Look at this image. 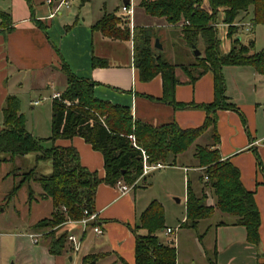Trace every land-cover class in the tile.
<instances>
[{"label":"crops","instance_id":"1","mask_svg":"<svg viewBox=\"0 0 264 264\" xmlns=\"http://www.w3.org/2000/svg\"><path fill=\"white\" fill-rule=\"evenodd\" d=\"M4 1L8 3V9L1 12H9L13 29L2 31L0 17V130L4 122L3 108L9 95L21 99L26 86L28 91L37 88V85H41V88L43 85L55 87L58 75L61 82H66L65 90L67 75L64 63L77 77L96 82L94 93L97 98L130 107L135 120L153 126L176 122L183 129L198 128L204 124L207 112L199 105L209 104L215 98L213 72L208 71L192 82L186 71L176 67L175 74L179 83L175 88V100L197 106L175 108L164 99V80L161 74L149 81L141 78L140 70L134 63L133 39L116 40L92 30V26L105 13L116 12L124 19L126 16L120 7L113 12L105 11L96 19L92 16L81 18L77 11L92 0L84 6H80V0H77L76 10L68 9L66 13L55 16H52L55 6L48 4V0L38 3V7H35L34 0ZM139 7L135 6L133 24H128L132 33L135 31L142 35L143 29L148 30L156 20ZM125 20L129 21V18ZM160 22H166L167 27L174 26L165 18H160ZM248 23L251 24V21ZM251 26L243 27L251 30ZM95 57L102 60L103 65L94 67ZM223 74L227 100L236 104L240 110L217 111V131L220 135L218 148L223 159H230L240 169L245 187L255 192L261 214L259 244L248 242L246 228L234 224L235 218L219 209H216L213 216L200 220L196 228L187 225L188 178L197 193L203 194L205 191L207 204L214 205L216 202L212 189L203 186L198 180L202 170L195 167L197 160L194 148L191 154L188 155V150L180 155L177 165L154 170L138 180V185L127 193H122L117 184H100L95 196V211L99 214L102 233L97 234L92 228L89 230V227L83 231L81 224L69 222L64 225H72V229L81 225L77 234L82 238L79 251H73L70 245V252L53 255L49 252L47 238V245H44L41 244V238L38 237V241L34 242V238L30 237L31 234H41V230L32 231L29 238L34 245L33 264H85L83 258L89 254L99 255L96 264H136V233L146 234L147 231L138 229L135 233L133 229L140 224L141 214L154 200L159 201L165 210V228L157 233L159 241L169 244L174 236L166 234V229L180 226L174 244H169L176 248L177 264H264V132L260 133L256 128L258 111L264 103V75L253 66L240 65L224 66ZM64 90H55L53 94ZM43 97V100L48 98ZM37 101L31 104L41 105L40 101L35 104ZM51 111L53 104L50 108L52 119ZM32 130L41 132L38 128ZM210 132L213 131L209 129L204 134H209L205 144L213 143ZM31 134L48 139L52 132L48 135ZM45 141L51 143L50 147H75L83 166L97 171L102 178L105 176L103 154L93 149L82 137ZM259 160L262 165H259ZM29 186L33 189L30 183L28 192ZM139 187H143V190H138ZM39 194H43V189ZM27 202H30L29 193ZM30 203L31 206L32 201Z\"/></svg>","mask_w":264,"mask_h":264},{"label":"trees","instance_id":"2","mask_svg":"<svg viewBox=\"0 0 264 264\" xmlns=\"http://www.w3.org/2000/svg\"><path fill=\"white\" fill-rule=\"evenodd\" d=\"M30 2V0H27ZM91 0H80L84 6ZM141 0L140 7L151 17L165 18L170 24H182V37L193 48L203 39L206 45L205 56L197 57L201 72L194 75L188 66L185 71L194 82L208 71H212L215 81V98L209 104H202L207 117L198 128L183 129L176 122L153 126L135 120L128 106L115 104L95 96L96 82L77 77L64 63L67 86L61 93V99H53L52 141L82 137L93 149L104 157L105 176L83 166L75 147L53 145L45 147L44 141L35 137L26 128V118L22 113L18 96L9 95L3 108L4 122L0 130V164L13 161L17 157L36 154V161L51 160L52 172L38 174L37 165L22 173L20 181L13 187L11 195H16L25 183H40L42 197H50L54 210L50 217L35 224L36 230L45 231L49 241V252L63 254L69 232H57L69 222L80 220L95 211V196L100 184L116 185L122 181L134 184L143 173V152L149 156L150 163L163 162L167 166L178 164V157L195 147L196 168L202 170L198 180L203 186L212 189L216 198L214 205L207 204V195L197 193L190 178L187 180V225L196 228L202 219L214 215L216 209L235 218L234 224L244 226L247 240L253 244L260 242L261 214L255 199V192L243 184L241 171L230 159H223L218 148L220 135L217 131V111L230 109L239 111V107L228 102L226 80L223 67L228 65L253 66L264 75V50L251 53L254 40L248 44L236 37L233 47L227 54L219 52L220 41L216 28L218 16L224 14V23L229 26V36L236 34V19L252 10V25L264 24V0ZM2 31L13 29L12 17L1 12ZM129 21L116 12L105 13L92 26L104 36L116 40L134 41V63L140 70L141 78L149 81L161 74L164 80V99L175 108L196 107L194 103H179L175 100V88L179 83L176 77V65L154 54L152 34L143 29V34L131 32ZM38 23V22H37ZM237 35V34H236ZM102 60L93 58V66L103 65ZM190 67L198 68L195 65ZM211 129L212 144H197V140ZM131 135L135 140L131 139ZM196 143V144H195ZM259 165H262L259 160ZM19 169V168H18ZM29 201L34 190L29 186ZM91 226L94 223L90 224ZM165 228V210L163 205L152 201L140 216V224L134 228L145 229L146 234L136 233V264H177V251L174 246L159 241L158 232ZM98 254H89L83 258L85 264H96Z\"/></svg>","mask_w":264,"mask_h":264},{"label":"rangeland","instance_id":"3","mask_svg":"<svg viewBox=\"0 0 264 264\" xmlns=\"http://www.w3.org/2000/svg\"><path fill=\"white\" fill-rule=\"evenodd\" d=\"M41 1L44 0H34L35 7H38V3ZM134 1L136 2L135 6H139L141 0ZM123 2L124 0H92L83 8H78V2L76 0L70 9L74 11L78 8L77 11L80 13L81 18L92 16L98 19L97 17L103 15L105 11L113 12L117 9V7L121 8ZM7 5L8 3H6V1L0 0V11L8 9ZM204 6L206 8L209 7L208 0H205ZM104 7L106 10H104ZM120 8L118 11L119 13ZM140 8L144 11L142 7H139V9ZM67 11L68 9H63L61 13H66ZM252 14V10H250L249 14L243 13V16L236 19V25L238 26L236 31L237 35L233 34L230 37L229 26L224 23V14L220 12L216 28L218 30V38L220 41L219 52L221 55L227 54L231 51L236 37H240L242 42L246 44H248L251 40L255 41L254 47L251 49V53L261 52L264 50V24L252 25V23H248L251 21ZM151 20L154 22L152 18ZM155 20L156 22L150 25V28L148 29V32L153 36L152 46L154 48V54L161 56L163 59L176 65V67H179L183 72L185 71L184 67L186 66L189 67L194 75L201 72L202 68H200L197 64L198 61L194 54V50H192L193 48L182 37V24L167 27L165 26L166 22L158 23L160 18L155 17ZM243 23L247 27L252 25L251 30H245L243 27L244 25H241ZM157 39H159V44L162 45V48L155 47ZM197 48L201 51V56H205L204 52L206 45L203 39L199 40ZM195 64L198 68L190 67ZM65 83V81L61 82V77L58 75L55 87L51 85H43L41 88V85L40 87L37 85V88H33L31 91L27 90V86L24 88L25 91L21 94L22 98L20 97V101L26 118V128L31 131L30 133L48 135V133L50 134V131L52 132V119L50 117L52 99L49 97L55 90H64V86L66 85ZM43 96L48 98L43 100ZM35 100L40 101L41 105H32L31 103ZM52 114L53 111H51V115ZM34 128H38L41 132H34V130H32ZM256 128L258 132H264V103L258 111ZM207 137H209V134L200 137L197 143L205 144ZM44 145L46 147H50L51 143L44 141ZM195 146L196 145H193L191 149H189L188 155L193 152ZM2 156L3 155H0V158ZM36 165L38 174H49L52 172V161L43 160L37 163L35 153H31L23 157H17L13 161H5L0 164V264H33L34 255L32 254V248L34 245L31 243L29 234L36 230L34 225L39 220L50 217L54 210L52 199L50 197H42V195L39 194L42 187L38 182L34 184L31 182L33 189L35 190L31 206V203L27 202L29 193L28 182L25 183V186H23L16 195H11L13 187L20 181L22 173L28 171ZM19 167L22 168V170L20 169L21 171H19ZM139 180H141V178ZM143 181L141 182V185L143 184ZM138 190H143V187H139ZM72 228V225H66L62 227L57 234L67 230L68 232H74L77 235L79 233L78 228H81V225L77 226V228H75L76 230ZM89 228V230H91L92 227L89 226ZM38 235H40L39 238L42 239L41 244L47 245L45 240V238H47L45 236V231H41V234ZM47 239L48 241L51 240V238ZM70 249L71 247L69 241L67 240V246L63 253L70 252Z\"/></svg>","mask_w":264,"mask_h":264},{"label":"built area","instance_id":"4","mask_svg":"<svg viewBox=\"0 0 264 264\" xmlns=\"http://www.w3.org/2000/svg\"><path fill=\"white\" fill-rule=\"evenodd\" d=\"M73 1L74 0H48V4H50V5L54 4V6H55L54 11L52 13V16H55V15L61 13V11L63 9H70L73 5ZM121 11L124 14V16L129 18V22L133 24L134 15H135V1L130 0L128 4H125V3L122 4ZM52 99H61V93H54L52 95ZM38 103L39 102L37 101L35 104H38ZM130 137L132 140H135V137L133 135H131ZM142 152H143V173H142L140 178H144L145 176H147L148 174H150L154 170H158V169L167 167V165L163 162L150 163L148 154L145 151H142ZM186 170H188V169H186ZM137 184H138V180L132 185H128L122 181H119L117 183V185L120 187L122 193L129 192ZM69 222L75 223V224H81L83 227V231H85L89 226H91L90 225L91 223H94V225L91 226L92 229L94 230V232H96L97 234L102 233L99 214L96 211L89 213L86 210L85 216L82 219H80V220H69ZM179 227L180 226L168 227L166 229V234H170V235L174 236V238L169 241V244H174V241H175L174 239L176 238V234L178 232ZM30 236L32 238H34V242H37L38 237L40 235L31 234ZM68 241H69V244L72 246L73 251H79V249L81 247V243H82V238L77 236L75 233H69Z\"/></svg>","mask_w":264,"mask_h":264},{"label":"water","instance_id":"5","mask_svg":"<svg viewBox=\"0 0 264 264\" xmlns=\"http://www.w3.org/2000/svg\"><path fill=\"white\" fill-rule=\"evenodd\" d=\"M130 0L124 1L125 4H128ZM155 47L162 48V45L159 44V39L156 40ZM194 54L199 57L201 55V51L196 47V45H193ZM15 264V263H12Z\"/></svg>","mask_w":264,"mask_h":264}]
</instances>
